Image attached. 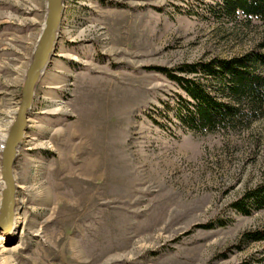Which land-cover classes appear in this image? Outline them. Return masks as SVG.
I'll return each mask as SVG.
<instances>
[{"label": "rangeland", "instance_id": "rangeland-1", "mask_svg": "<svg viewBox=\"0 0 264 264\" xmlns=\"http://www.w3.org/2000/svg\"><path fill=\"white\" fill-rule=\"evenodd\" d=\"M220 2L64 0L14 166L18 235L0 234L15 250L0 264H264V242L240 241L264 209L233 207L264 182V117L187 131L172 110L185 92L150 69L258 47L264 23L220 17ZM46 12V0H0V124ZM4 186L0 175V201Z\"/></svg>", "mask_w": 264, "mask_h": 264}, {"label": "trees", "instance_id": "trees-1", "mask_svg": "<svg viewBox=\"0 0 264 264\" xmlns=\"http://www.w3.org/2000/svg\"><path fill=\"white\" fill-rule=\"evenodd\" d=\"M216 13L229 19L244 16L264 23V0H221ZM150 69L164 74L185 92L186 97L179 95L172 110L187 131L208 135L239 130L264 117V40L244 55L185 63L174 69ZM233 207L245 215L264 209V182L247 191ZM240 241L264 242V225L244 232Z\"/></svg>", "mask_w": 264, "mask_h": 264}, {"label": "water", "instance_id": "water-1", "mask_svg": "<svg viewBox=\"0 0 264 264\" xmlns=\"http://www.w3.org/2000/svg\"><path fill=\"white\" fill-rule=\"evenodd\" d=\"M46 8L45 22L25 71L21 98L0 156V172L5 183L0 201V232L1 230L9 232L13 225L16 213L14 166L28 127V114L34 102L36 89L51 63L59 41L60 26L65 11L64 0H46Z\"/></svg>", "mask_w": 264, "mask_h": 264}, {"label": "bare ground", "instance_id": "bare-ground-1", "mask_svg": "<svg viewBox=\"0 0 264 264\" xmlns=\"http://www.w3.org/2000/svg\"><path fill=\"white\" fill-rule=\"evenodd\" d=\"M54 53H55V50H54ZM54 56V54H53ZM53 58V57H52ZM52 61V60H51ZM49 68V67H48ZM58 109V108H56ZM51 110H55V109H51ZM16 111H17V105L15 106V109H13L10 114H11V119H6L5 121L1 122L0 124V156L2 154V150H3V147L5 145V142H6V139H7V136H8V132L10 130V127L14 121V118H15V114H16ZM1 175V173H0ZM1 178H2V175H1ZM3 180V179H2ZM3 185H5L4 181H3ZM5 187V186H4ZM17 214V215H16ZM21 223V217L19 216L18 213H15V216H14V219H13V225H12V228L9 232H6L4 230H1V232L5 235V234H9L10 233V238H15L17 237L18 233V228H19V225ZM13 229V230H12ZM0 232V234H1ZM2 237V236H1ZM2 238H0V255L2 256L4 254V251H7L9 252L10 254H12V251L15 250V247H8L5 242H2L1 240ZM7 258L6 261L4 262H7L6 264H12L11 262V258L10 256L9 257H5ZM14 264V263H13Z\"/></svg>", "mask_w": 264, "mask_h": 264}]
</instances>
